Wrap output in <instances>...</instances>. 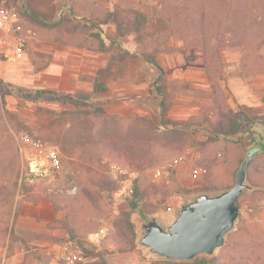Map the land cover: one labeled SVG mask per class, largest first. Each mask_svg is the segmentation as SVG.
Listing matches in <instances>:
<instances>
[{
	"label": "rangeland",
	"instance_id": "1",
	"mask_svg": "<svg viewBox=\"0 0 264 264\" xmlns=\"http://www.w3.org/2000/svg\"><path fill=\"white\" fill-rule=\"evenodd\" d=\"M95 2L102 9L132 17L143 15L142 31L148 37L156 38L167 28L159 16V0H0L13 16L10 31H0V145L18 149L22 171L24 151L50 149L60 162L52 181L32 178L26 193L12 194V186L0 178V264H67L64 253L75 256L74 264H105L118 254L111 240L114 234L122 240H134L135 249L123 252L128 261L197 264L205 258L207 264H262L264 199L257 200L251 193L254 188L248 179L252 189L243 192L235 228L212 255L189 261L157 258L139 244V223L140 217L157 214L165 225L175 219L180 200L203 193L214 195L226 190L220 185H234L249 150L259 142L264 144V72L244 80L240 76L242 49L220 50L224 67L219 83L229 114L221 120L230 128L218 133L215 126L222 117L213 104L203 48L184 46L173 36L166 45L176 50L158 57L165 71L163 81H158L160 70L141 57L142 46L135 31L119 37L116 24L99 26L91 13ZM72 9L76 17L71 15ZM62 17L71 18L89 33L101 29L112 50L92 51L63 43L57 36L67 30L55 26ZM50 26L54 27L48 29ZM19 38L26 43L18 52ZM258 55L264 65V46ZM32 60L48 62L49 66L35 73ZM174 80L180 82L175 85ZM162 83L171 101L166 125L156 90ZM38 90L51 94L38 100L27 97ZM240 111L250 120H242L234 132L231 127L240 124L243 117ZM96 113L102 116L96 118ZM93 138L144 142L154 149L127 163L98 157L91 151L71 152L76 151L78 139ZM7 156L10 153L0 152V161L6 163ZM112 165L125 174L112 176ZM104 177L116 183L111 191L102 192L97 187L96 182ZM124 183L127 195L116 204L115 195ZM213 186L220 189L208 190ZM72 187L77 188L76 194L78 188L84 189L91 200L82 216L95 218V231L102 225L109 230L108 236L95 244L90 234L82 239L84 247L102 252L101 256L86 255L77 242L67 241L65 209L76 195L71 193ZM135 187L140 197L138 207L132 210ZM181 188L188 193H180ZM50 193H57L56 210L48 199ZM34 252L41 253V259L35 258Z\"/></svg>",
	"mask_w": 264,
	"mask_h": 264
},
{
	"label": "trees",
	"instance_id": "2",
	"mask_svg": "<svg viewBox=\"0 0 264 264\" xmlns=\"http://www.w3.org/2000/svg\"><path fill=\"white\" fill-rule=\"evenodd\" d=\"M160 11L159 16L167 22L165 31L159 33L156 38L148 37L142 28L144 25L143 15H134L133 17L118 10L102 9L98 3H93L92 14L99 26H104L109 23H114L117 26L119 37H123L128 31H135L137 38L142 46L141 57L150 65L157 67L160 70L158 81H163L165 71L159 66L158 57L160 54L176 50L168 45L167 42L173 37L177 36L183 41L184 46L195 47L200 46L204 50V68L206 77L212 87V97L215 111L221 115L222 118L215 126L218 133H223L230 128L229 124H225L224 120L228 118V110L225 105V97L223 89L220 85V80H223V60L220 55V50L225 47L241 48L242 55L240 59V76L242 79L256 77L264 72V65L261 62V57L258 55L259 51L264 46V0H159ZM72 9L71 15H75ZM34 15H30V17ZM35 19V18H33ZM37 23L41 26L46 24L37 19ZM55 26H64L66 32L57 37L63 43L69 44L72 47H84L92 51H111L112 46L108 45L99 31L91 32L81 30L78 25H75L71 18L62 17ZM54 27H47L48 29ZM56 37V38H57ZM55 40V38H53ZM181 50V49H180ZM33 71L38 73L49 66L48 62L32 60ZM180 81L174 80L173 83L177 85ZM165 83L157 84L156 90L161 100L160 115L161 119L166 125L167 116L171 108V101L167 100V92ZM45 94H51L46 90H38L35 94L27 95L33 100L41 99ZM169 95V94H168ZM24 96V95H23ZM100 113L102 109H98ZM100 113H96L95 117H101ZM243 117L239 118L237 126L231 127L234 132L239 130L242 125V120L249 121L250 117L240 111ZM76 114V113H75ZM224 128V129H223ZM215 129V130H216ZM254 132L253 135L254 136ZM76 152L91 151L98 157H109L117 159L122 162H132L135 158L145 157L150 153L154 147L149 143L138 141H117L112 138H93L82 140L78 139L75 142ZM168 152L167 147L162 146ZM0 152L10 153V157L6 163L0 161V178L6 181V185L10 184L15 194L26 193L30 189L31 177L28 175L26 169L22 171L19 163V151L16 147L0 145ZM249 152L252 153V161L248 168V182L254 188L252 194L257 196V200L264 199V144L259 142L255 144ZM172 154L167 155L171 157ZM258 163L257 167L252 166V163ZM100 191H111L116 187V183L104 177L96 182ZM227 189L228 184H222L220 187ZM6 190L8 186L4 187ZM218 186L209 187L208 190H216ZM220 189V188H219ZM180 193H188L187 190L181 188ZM246 192V191H245ZM244 192V193H245ZM243 193V194H244ZM238 199V206L240 207V199ZM57 193L48 194V199L53 204L54 209H57ZM108 197V195H107ZM140 191L135 187L133 199L131 202V209L138 207V200ZM91 203L89 195L84 189L78 188V193L73 197L72 202L66 206V228L68 239L67 241L77 242L80 249L89 256L98 257L102 252L84 247L82 239L88 234L96 232L98 227L97 221L94 217H83L82 213L85 208ZM130 213L127 215L129 216ZM129 227H133L130 223ZM83 231L82 233L80 231ZM129 231H133L132 228ZM5 234L8 233V228L5 229ZM115 247V253H123L132 251L136 245L134 240L121 239L115 234L111 237ZM35 258L41 259V253L34 252ZM62 264V263H60ZM197 264H207L205 258H201ZM264 264V261H262Z\"/></svg>",
	"mask_w": 264,
	"mask_h": 264
},
{
	"label": "water",
	"instance_id": "3",
	"mask_svg": "<svg viewBox=\"0 0 264 264\" xmlns=\"http://www.w3.org/2000/svg\"><path fill=\"white\" fill-rule=\"evenodd\" d=\"M252 153L236 172L234 185L214 195L198 194L180 200L175 219L163 225L159 216L140 217L139 244L157 258L189 261L212 255L225 244L239 219L238 199L252 187L247 183Z\"/></svg>",
	"mask_w": 264,
	"mask_h": 264
},
{
	"label": "built area",
	"instance_id": "4",
	"mask_svg": "<svg viewBox=\"0 0 264 264\" xmlns=\"http://www.w3.org/2000/svg\"><path fill=\"white\" fill-rule=\"evenodd\" d=\"M12 22L13 16L9 14L3 5L0 4V31H10ZM25 43V39L19 38L16 51H21L25 47ZM22 157L25 169L31 179L35 178L52 181L60 167L59 158L56 152L50 149L24 151ZM120 174H125V171L116 165H112L111 175L117 177L120 176ZM127 189L128 188L124 183L120 192L118 191L119 193L115 195L116 204H120L123 201L124 196L127 195ZM76 192L77 188L72 187L71 193L76 194ZM108 232V228L102 225L98 231L89 235V239L95 244L100 240L105 239L108 236ZM63 258L66 260L67 264H74V255H66V253H64Z\"/></svg>",
	"mask_w": 264,
	"mask_h": 264
},
{
	"label": "crops",
	"instance_id": "5",
	"mask_svg": "<svg viewBox=\"0 0 264 264\" xmlns=\"http://www.w3.org/2000/svg\"><path fill=\"white\" fill-rule=\"evenodd\" d=\"M123 254L124 253L115 254V257H113L114 260H111L109 262H106L105 264H154V263L148 262V261L147 262L128 261V260H125L128 257H125ZM51 264H57V263H51Z\"/></svg>",
	"mask_w": 264,
	"mask_h": 264
}]
</instances>
